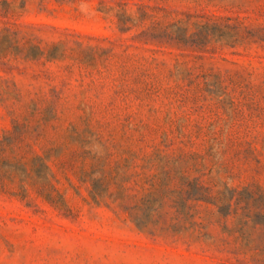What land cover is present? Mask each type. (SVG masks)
Returning <instances> with one entry per match:
<instances>
[{
    "label": "rangeland",
    "instance_id": "rangeland-1",
    "mask_svg": "<svg viewBox=\"0 0 264 264\" xmlns=\"http://www.w3.org/2000/svg\"><path fill=\"white\" fill-rule=\"evenodd\" d=\"M0 264H264V0H0Z\"/></svg>",
    "mask_w": 264,
    "mask_h": 264
}]
</instances>
